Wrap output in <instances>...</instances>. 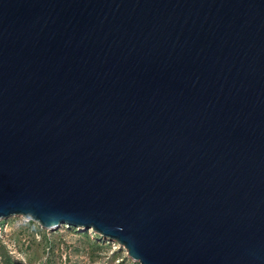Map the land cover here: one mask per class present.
I'll return each mask as SVG.
<instances>
[{
	"label": "water",
	"instance_id": "water-1",
	"mask_svg": "<svg viewBox=\"0 0 264 264\" xmlns=\"http://www.w3.org/2000/svg\"><path fill=\"white\" fill-rule=\"evenodd\" d=\"M11 217L140 264H264V0H0Z\"/></svg>",
	"mask_w": 264,
	"mask_h": 264
},
{
	"label": "rangeland",
	"instance_id": "rangeland-1",
	"mask_svg": "<svg viewBox=\"0 0 264 264\" xmlns=\"http://www.w3.org/2000/svg\"><path fill=\"white\" fill-rule=\"evenodd\" d=\"M0 264H140L126 249L92 229H42L23 217L0 223Z\"/></svg>",
	"mask_w": 264,
	"mask_h": 264
},
{
	"label": "bare ground",
	"instance_id": "bare-ground-1",
	"mask_svg": "<svg viewBox=\"0 0 264 264\" xmlns=\"http://www.w3.org/2000/svg\"><path fill=\"white\" fill-rule=\"evenodd\" d=\"M79 230H83L84 228L83 227H78Z\"/></svg>",
	"mask_w": 264,
	"mask_h": 264
},
{
	"label": "built area",
	"instance_id": "built-area-1",
	"mask_svg": "<svg viewBox=\"0 0 264 264\" xmlns=\"http://www.w3.org/2000/svg\"><path fill=\"white\" fill-rule=\"evenodd\" d=\"M0 229H1V226H0Z\"/></svg>",
	"mask_w": 264,
	"mask_h": 264
}]
</instances>
